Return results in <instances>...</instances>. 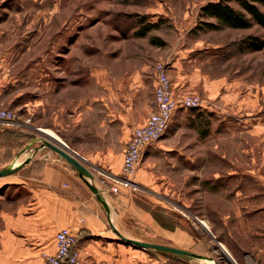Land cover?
<instances>
[{"label":"crops","instance_id":"crops-1","mask_svg":"<svg viewBox=\"0 0 264 264\" xmlns=\"http://www.w3.org/2000/svg\"><path fill=\"white\" fill-rule=\"evenodd\" d=\"M32 33L0 32V106L14 110L18 119L10 124L0 122V170L5 167L14 170L0 176V264H44V254L55 251V234L61 228L78 236L76 249L81 264H264V126L241 124V111L227 107L235 96L221 93L223 80H208L195 64L197 56L188 48L155 56L156 62L168 64L177 95L204 86L205 91H211L207 96L224 104L221 108L211 104L197 108L205 117H217L212 124L202 126L201 131L190 125L188 109H177L165 134L147 146L143 155L153 148L169 152L173 155L171 164L179 175L193 173L194 169L184 167L187 165L204 168L226 164L228 168L224 173L215 168L196 174L204 183L200 188L194 184L186 188L182 204L188 218L171 210L167 233L163 236L162 201L156 199L161 196L160 186L156 188L158 194L156 191L148 196L138 194L137 199L115 194L100 180L101 172L95 168L97 164L103 165L108 174L119 176L131 133L114 162L106 154L97 158L85 154L84 149L90 152L92 148L98 149L97 112L105 99L91 94L88 103L82 106V96L75 94L72 112L67 113L73 121L65 124L66 100L71 98L63 88L44 94L39 100L28 98L35 73L38 83L45 80L48 84L50 80L49 40L43 35L35 38ZM57 68L59 71V64ZM145 77L154 88L153 66L146 65L129 80L128 94L124 96L127 109H131L134 101L132 92L142 86ZM61 82L65 83L63 77ZM59 84L58 77L56 85ZM154 110L153 100L150 109L136 120L131 121L127 115L121 123L123 126L132 123L133 129L143 124ZM37 114L47 123L41 126L22 123L24 117ZM88 139L94 140L90 146L80 141ZM48 143L74 156L90 170L91 183L104 197L107 208L77 170ZM149 164L146 159L137 168V174L144 180L151 179L146 168ZM222 179L233 181L234 186L225 205L217 208L219 205L215 207L211 198L214 203V197L219 200L225 194L211 192L205 188V181L213 188ZM209 210L221 213L217 223L210 220L209 225L198 223L191 216ZM129 213L133 214L134 224L127 223L132 218ZM129 239L181 248L191 255L143 248Z\"/></svg>","mask_w":264,"mask_h":264},{"label":"rangeland","instance_id":"rangeland-1","mask_svg":"<svg viewBox=\"0 0 264 264\" xmlns=\"http://www.w3.org/2000/svg\"><path fill=\"white\" fill-rule=\"evenodd\" d=\"M212 1L218 0H0V32H33L35 38L43 35L49 40L50 80L48 84L45 80L44 83H38L35 73L32 89L27 95L28 98L39 100L42 95L52 94L57 88H63L71 98L66 100L65 124L73 121L67 113L72 112L75 94L82 96V106L88 103L87 98L91 94L96 93L99 98L105 99L103 104H99L97 112L98 149L84 151H87V157L92 158L106 154L114 162L122 153L133 126L132 123L123 126L121 120H125L127 115L131 121L136 120L150 109L154 100V88L145 77L142 86L132 92L134 101L131 109H127L124 96L128 94L126 91L127 84L131 82L129 80H132L134 74L143 71L146 65L154 68L155 56L168 55L179 48H188L195 53V64L204 71L202 72L207 75L208 80H223L225 85L221 86V93L235 96L227 103V107L241 111V124L264 126V26L251 20L246 28L222 26L209 29L203 22L212 19L202 15L201 7ZM229 3L240 8L235 0H230ZM261 8L264 10V7ZM143 22L154 23L155 27L145 36L135 35ZM152 36L163 40L164 45L151 43ZM56 64L60 66L59 71ZM58 77L60 84L56 85ZM61 77L65 83L61 82ZM203 88L204 86L192 91L201 96L202 105L211 104L215 108H221L224 103L207 96L211 91L207 92ZM186 109L190 113V125L199 130L217 119L215 115L205 117L196 107ZM26 119L28 122L24 121ZM87 121L86 125L89 119ZM22 123L41 126L47 121L43 122L41 114H37L35 117H24ZM74 141L77 142L76 139ZM80 141L88 146L94 143L90 139ZM172 156L169 152H160L156 148L147 151L142 156L140 165L146 159L150 161L146 168L151 179L144 180L137 174V169L132 177L135 187L121 188L125 193H115L132 197L138 194L148 196L155 191L158 194L156 188L160 186L161 196L156 199L162 201L163 236L167 233L171 210L188 218L183 205L186 188H191L192 184L199 185L200 188L204 183L196 174L207 173L215 168H220L223 173L228 171L226 164L207 165L204 168L201 165H187L184 167L194 169L193 173L187 175L184 172L179 175L175 170L176 166L171 164ZM103 167L105 166L98 164L95 166L101 172L100 180L104 179L109 188L113 180L108 174L110 172H106ZM121 174L122 172L119 176ZM209 183L205 181V188L225 194L219 200L214 197V203L211 198L215 207L219 205L217 208H222L224 201L231 195L233 181L219 180L214 183L213 188ZM101 198L105 200L104 197ZM176 207L180 209L177 210ZM130 216L132 218L127 223L134 224L133 214ZM191 216L195 222L203 221L209 225V220L217 223L221 213L209 210L207 213H194Z\"/></svg>","mask_w":264,"mask_h":264},{"label":"built area","instance_id":"built-area-1","mask_svg":"<svg viewBox=\"0 0 264 264\" xmlns=\"http://www.w3.org/2000/svg\"><path fill=\"white\" fill-rule=\"evenodd\" d=\"M154 80L155 110L143 124L133 127L123 151L122 174L110 175L113 183L109 189L113 193L121 192V188L135 187L132 177L141 162L144 149L165 134L177 109L202 106V98L197 93H175L166 62H156ZM16 119L14 110L0 106V122L10 124ZM102 182L106 184L104 179ZM76 243L77 235L67 228H61L55 234V251L44 254V264H81Z\"/></svg>","mask_w":264,"mask_h":264},{"label":"trees","instance_id":"trees-1","mask_svg":"<svg viewBox=\"0 0 264 264\" xmlns=\"http://www.w3.org/2000/svg\"><path fill=\"white\" fill-rule=\"evenodd\" d=\"M229 1H212L201 7L202 15L212 19L203 22L207 28L218 29L222 26L246 28L250 25L251 20L264 26V10L261 8L264 7V0H235L240 8L234 7ZM154 27V23L143 22L136 30L135 35L145 36ZM150 41L153 44L164 45V41L156 36H152Z\"/></svg>","mask_w":264,"mask_h":264},{"label":"water","instance_id":"water-1","mask_svg":"<svg viewBox=\"0 0 264 264\" xmlns=\"http://www.w3.org/2000/svg\"><path fill=\"white\" fill-rule=\"evenodd\" d=\"M48 146L55 150L60 158L65 159L69 164H71L79 173L81 177L84 178L85 183L89 186V188L93 191L94 194L98 197V199L102 202L104 207L107 208V204L105 200H103L100 195H99V190L97 187L91 183V180L93 179V175L90 172V170L85 167L77 158L74 156L70 155L66 151L58 148L57 146H54L53 144H49ZM14 170L13 168L5 167L0 170V176H4L7 174L12 173ZM130 243L143 247V248H154L159 251L163 252H169V253H174V254H180V255H191L190 252L187 250L181 249V248H176L173 246L165 245V244H158V243H152V242H147V241H142L138 239H129Z\"/></svg>","mask_w":264,"mask_h":264}]
</instances>
